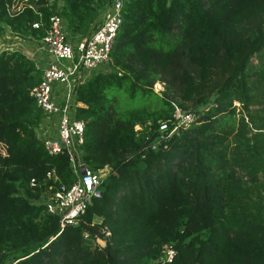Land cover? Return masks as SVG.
I'll return each mask as SVG.
<instances>
[{"label": "trees", "instance_id": "obj_1", "mask_svg": "<svg viewBox=\"0 0 264 264\" xmlns=\"http://www.w3.org/2000/svg\"><path fill=\"white\" fill-rule=\"evenodd\" d=\"M21 1L11 11L15 0H0V25L37 40L54 13L69 34L89 32L108 2ZM122 1L109 68L75 93L84 163L110 166L75 225L59 228L30 182L75 177L67 153L50 155L37 136L43 112L29 90L42 68L0 50V264H264V105L253 106L264 0ZM203 86L212 98L197 109L186 101ZM176 105L196 119L165 139Z\"/></svg>", "mask_w": 264, "mask_h": 264}, {"label": "built area", "instance_id": "obj_2", "mask_svg": "<svg viewBox=\"0 0 264 264\" xmlns=\"http://www.w3.org/2000/svg\"><path fill=\"white\" fill-rule=\"evenodd\" d=\"M122 4V0H108L102 17L84 34H69L63 18L54 13L50 15L46 32L40 39L50 58L44 65L37 64L42 68L41 79L29 92L43 112L40 128L45 127L46 116H52V119L47 123L50 131H42L43 135L37 132V136L50 155L67 153L75 177L72 182L64 183L52 179V171L40 182L34 178L30 182L44 188L37 201L43 203L48 212L58 216L59 228L77 224L78 215L85 212L94 197L101 195L102 183L110 171L108 164L92 169L84 163L81 144L85 122L74 114L75 93L78 85L93 73L109 68L110 52L122 22ZM33 26L37 27L38 22ZM2 49L11 50L10 47ZM195 119L193 110L176 105L172 118L160 124V135L166 139ZM0 151L4 153V148ZM262 195L264 198V191ZM163 251L164 257L171 260L175 251L173 247L165 245Z\"/></svg>", "mask_w": 264, "mask_h": 264}, {"label": "rangeland", "instance_id": "obj_3", "mask_svg": "<svg viewBox=\"0 0 264 264\" xmlns=\"http://www.w3.org/2000/svg\"><path fill=\"white\" fill-rule=\"evenodd\" d=\"M23 2L21 0H15L14 4L11 7V11H13L14 9L18 8L19 6H21ZM102 17V15L100 16V18ZM0 27H2L0 29V48L2 47H10L11 49H20L22 50L27 56L31 57L32 55L35 56L36 55H40L41 53H44L45 55H47V49L46 47L43 45V43L41 42V40H37L34 38H30V37H25L23 35L20 34H16L12 31H10L7 27H5L4 25H0ZM37 52V53H36ZM254 61V67H257V60L256 58H253ZM40 64V63H39ZM42 65V64H40ZM104 69L106 68V66H102ZM163 89V84L160 81H156L154 84V90L159 92ZM264 90V82H262V84L260 85V91ZM264 92L260 93L259 96L256 98V102L253 104V106H259V105H264ZM204 95V99L203 101H205V99L207 100H211L212 98V93L209 91L208 87H204L201 88L200 90L194 89V91H192L191 93V100L186 101L188 104L190 105H194L197 104L199 105L197 109H199L200 107H203L205 104H202V99L201 96ZM235 103L237 105H239L238 102L235 101ZM52 119V116H46L45 118V123L44 126L45 127H38L37 128V132L42 134V131L44 130H49L50 131V127L48 126V121H50ZM2 143L0 144V149H2ZM263 193V192H262ZM99 243H103L102 240H99Z\"/></svg>", "mask_w": 264, "mask_h": 264}, {"label": "crops", "instance_id": "obj_4", "mask_svg": "<svg viewBox=\"0 0 264 264\" xmlns=\"http://www.w3.org/2000/svg\"><path fill=\"white\" fill-rule=\"evenodd\" d=\"M104 10V9H103ZM102 10V11H103ZM102 15V12H101V14H100V16ZM100 16H99V18L98 19H100ZM37 53V52H36ZM33 59H35V61H36V63H40V64H42V65H44L46 62H47V60L50 58V56L47 54V55H45L44 53H41L40 55H36V58H35V56H31ZM52 131H53V134H54V129L52 128Z\"/></svg>", "mask_w": 264, "mask_h": 264}, {"label": "water", "instance_id": "obj_5", "mask_svg": "<svg viewBox=\"0 0 264 264\" xmlns=\"http://www.w3.org/2000/svg\"><path fill=\"white\" fill-rule=\"evenodd\" d=\"M151 138H152V136L151 137H149L145 142H144V144L143 145H146V144H148V142L151 140Z\"/></svg>", "mask_w": 264, "mask_h": 264}]
</instances>
